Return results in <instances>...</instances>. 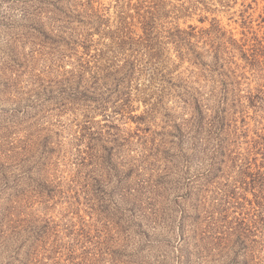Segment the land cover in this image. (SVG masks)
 I'll list each match as a JSON object with an SVG mask.
<instances>
[{
  "label": "rangeland",
  "instance_id": "1",
  "mask_svg": "<svg viewBox=\"0 0 264 264\" xmlns=\"http://www.w3.org/2000/svg\"><path fill=\"white\" fill-rule=\"evenodd\" d=\"M0 264H264V0H0Z\"/></svg>",
  "mask_w": 264,
  "mask_h": 264
},
{
  "label": "trees",
  "instance_id": "2",
  "mask_svg": "<svg viewBox=\"0 0 264 264\" xmlns=\"http://www.w3.org/2000/svg\"><path fill=\"white\" fill-rule=\"evenodd\" d=\"M150 34H151L150 33V29H145V31H144V40H145L144 44L151 43V41H150Z\"/></svg>",
  "mask_w": 264,
  "mask_h": 264
}]
</instances>
